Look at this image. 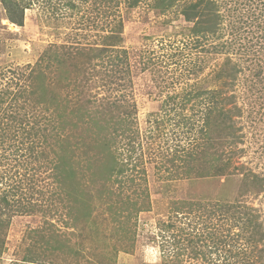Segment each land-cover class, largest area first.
I'll return each instance as SVG.
<instances>
[{
	"label": "rangeland",
	"instance_id": "obj_1",
	"mask_svg": "<svg viewBox=\"0 0 264 264\" xmlns=\"http://www.w3.org/2000/svg\"><path fill=\"white\" fill-rule=\"evenodd\" d=\"M23 1L29 7L21 26L0 0V90L30 92L32 81L38 100L63 95L67 128L58 131L46 103L28 96L0 101V264H21L30 255L35 264H213L215 246L199 234L215 202L235 201L264 222V187L243 183L247 174L264 176V0H215L217 31L198 36L183 12L196 0H178L167 11L153 8L155 0ZM110 36H120L118 45L100 52ZM79 49L101 55L88 60ZM46 50L64 54V62L52 59L45 77L36 70L34 78ZM227 62L239 69L233 88L214 77ZM59 70L57 84L48 76ZM222 87L219 100L235 94L241 108L233 134L222 135L223 142L215 134L210 156L197 161L190 154L188 163V151L208 149L201 128L213 90ZM116 104L132 115L124 137L99 136L115 141L128 161L125 173L111 176L110 151L102 157L101 139L94 138L98 127L79 118L85 108L102 111L95 117L108 107L118 114ZM205 161L229 166L224 175H208ZM122 197L131 216L117 212ZM162 232L175 243L162 242L156 236ZM189 233L203 255H193L183 239Z\"/></svg>",
	"mask_w": 264,
	"mask_h": 264
},
{
	"label": "trees",
	"instance_id": "obj_2",
	"mask_svg": "<svg viewBox=\"0 0 264 264\" xmlns=\"http://www.w3.org/2000/svg\"><path fill=\"white\" fill-rule=\"evenodd\" d=\"M6 6L7 11L10 13V16L8 18L11 22L17 23L19 25L24 24V10L28 8V4H25L23 0H2ZM102 1V0H101ZM106 2H109L110 0H105ZM178 0H155V4H153V8L159 9L161 11H167L169 8H171ZM111 2V1H110ZM109 2V3H110ZM140 0H132L130 2V6H137L139 4ZM75 5L72 4V1L68 2V5ZM219 7V3L215 0H196L194 2H190L187 4V6L183 9V12L186 16V20L190 22V29L193 33V35L198 36L206 34V33H215L217 31L218 27V20L220 19V15L217 12V8ZM245 21H242L244 23ZM240 31L242 30V27H239ZM110 40L105 42V45L103 49H99V47H95L96 49H99L100 52L108 50V47H114L118 44H114L117 41H119L120 36H110ZM110 49V48H109ZM80 53L81 55L85 56L88 60H91L94 57H100L101 53L98 51L96 54L91 55L89 53L83 52L81 49ZM50 51H56L53 49H50ZM70 57H72L71 53H69ZM73 58V57H72ZM55 60L59 65L62 63L64 59V54L62 53H49V50H46L40 59V64L32 70V76L34 78H37L36 75H34V72L36 70H39L41 73V77L43 79L44 76V65L45 67L51 66V62ZM64 62V61H63ZM44 63V64H43ZM71 64V63H70ZM239 69L236 65L230 64V62H227L226 64H223L220 69L216 71L214 74V77L217 81H224V86L228 88H233L235 81L237 80V74ZM61 70L54 72L53 75L48 76L49 79H55L57 84L59 80H57V77H61L60 75ZM39 73V74H40ZM26 76L23 73V76L21 79ZM47 76V74H46ZM28 76H26V79ZM47 79V78H45ZM59 79V78H58ZM71 78H68V81L70 83ZM31 84L33 88L31 91H27V88H24V91L16 90H0V101H2L3 104H12L14 101H18L20 98L29 99L32 98L35 102V105L38 103H46L45 109L47 111L52 110L56 113L57 116H55V122L60 123V129L67 128L63 114L64 111L60 109V100L62 99L63 95L56 94V97L54 101L49 100H38L36 98V95L38 94V88L37 83L32 82ZM69 86L65 85L64 87ZM225 87L213 90L211 99V106L208 109V113L205 116V120L203 123V126L201 128L202 133L205 135V138L207 139V148L204 151H202V154H195L193 150L187 152V156H185L186 161L193 156L197 161L204 160V158H207L210 156V153H206V151L211 150V147H215L213 143L211 142L213 138H216L215 134H218L220 140L222 139V135L229 136L230 134H233V130L235 129L233 126V115H241V108L237 105L236 102V96L235 94L229 96V98L223 102V100H219V97H221L222 93H225L227 89ZM29 92V94H28ZM198 94V92H196ZM195 93V94H196ZM58 95V96H57ZM67 97V96H66ZM36 98V99H35ZM58 99V100H57ZM80 100V99H79ZM71 103V101L67 100L64 104ZM81 103V106H83L82 101H79L78 104ZM226 103H232L233 106L231 108H226ZM53 104V105H52ZM118 111V114H116L117 110L113 109L111 107L105 108L106 111H103L104 116L95 117L93 113L102 114V111L100 110H92V108H85L86 112L84 116L80 115L79 121L80 123H91L93 122L95 126L98 127L99 131L95 133L94 138L98 139L99 136L105 135V137L108 139V133L112 135L113 140L117 141L119 137H124L127 135L126 131L130 126V118L128 116L132 115L131 111L126 112L127 116H125V112L121 108V104L115 105ZM8 107L6 108V110ZM58 109V110H57ZM66 109V108H65ZM56 110V111H55ZM60 111V112H58ZM123 112V113H122ZM86 115V116H85ZM88 117V118H87ZM66 121V120H65ZM70 123L73 121L67 120ZM78 123H75V126H77ZM57 131V132H58ZM150 136H152L151 131L148 132ZM96 136V137H95ZM46 143H53L51 138V135L48 132H45L44 134ZM100 138V137H99ZM111 138V139H112ZM101 139V138H100ZM103 140L101 139L100 142H97L99 153L102 154V157H104V150L110 151V157L111 159V165H109V172L111 176H115L116 174L121 175L122 173H125L128 169L126 167L128 161L124 162L123 160V153L118 152L114 147L117 145V143L114 141L113 145L112 142L109 140ZM223 142V141H221ZM220 142V143H221ZM218 142V144H220ZM112 146V147H111ZM123 159V160H122ZM207 161H205L206 163ZM207 170H205L208 175H224L225 170L229 166V164H213L211 161L207 162ZM194 168V167H193ZM193 171V170H191ZM252 177H249L247 174V177L243 181L244 187H254L255 189L262 190L264 187V176L260 177L258 174H252ZM204 176V175H203ZM135 177L133 176L132 179ZM63 182V181H62ZM121 187L124 186L125 180H121ZM65 189V187H63ZM123 203V206H119L121 209L120 211H117L118 213L123 212L124 210H129V214L131 216L130 210L131 206H128V201H125V197H122V199L119 201ZM128 203V204H127ZM199 202H191V205L196 206ZM211 204V203H210ZM136 211H143L139 207L135 206ZM243 210V209H242ZM240 208V205L237 202H215L213 204L212 209L210 208L208 211L207 220H209L207 223H204L203 232L200 235L207 236L206 243L210 242L215 246V249L212 252V254H216L218 257L216 258V262H212L213 264H264V222L262 220H259L260 214L254 213L251 210L242 211ZM203 211V209L201 210ZM178 215H180V212H177ZM204 214V211H203ZM202 214L198 215L199 220L205 219V215L200 217ZM130 218V217H129ZM213 218L220 219L223 224H218L216 222H212ZM165 223V222H163ZM210 223V225H209ZM169 224V223H168ZM196 233L195 235H197ZM165 235V236H164ZM186 236L183 237V239H187L190 244H192L191 249H195L193 251V255H203L204 250L200 246L197 248L195 247V244L197 243V239L195 236V239L191 237V234H185ZM160 237V240L163 242L165 240H172V237H166V233H161L156 235ZM194 237V236H193ZM167 238V239H166ZM204 239V238H203ZM172 243H175V240H172ZM188 243V244H189ZM261 245V246H259ZM3 248V244L1 243L0 248V255H1V249ZM213 247H211L212 249ZM225 251V252H224ZM224 253V254H223ZM184 254V253H183ZM33 256H24L21 260V264H35L37 261L33 260ZM222 259V262L219 263V260ZM16 261V259H15ZM13 261L12 264H16L18 262ZM15 262V263H14ZM39 264V263H38ZM44 264V263H42Z\"/></svg>",
	"mask_w": 264,
	"mask_h": 264
},
{
	"label": "bare ground",
	"instance_id": "obj_3",
	"mask_svg": "<svg viewBox=\"0 0 264 264\" xmlns=\"http://www.w3.org/2000/svg\"><path fill=\"white\" fill-rule=\"evenodd\" d=\"M8 23V22H7ZM15 25V24H14Z\"/></svg>",
	"mask_w": 264,
	"mask_h": 264
}]
</instances>
